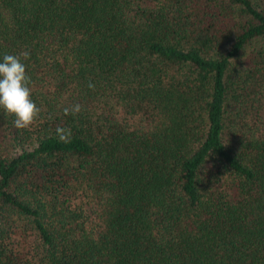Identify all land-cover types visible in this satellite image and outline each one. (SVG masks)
Instances as JSON below:
<instances>
[{"label": "trees", "instance_id": "16d2710c", "mask_svg": "<svg viewBox=\"0 0 264 264\" xmlns=\"http://www.w3.org/2000/svg\"><path fill=\"white\" fill-rule=\"evenodd\" d=\"M24 51L0 264H264V0H0Z\"/></svg>", "mask_w": 264, "mask_h": 264}, {"label": "clouds", "instance_id": "9594fccd", "mask_svg": "<svg viewBox=\"0 0 264 264\" xmlns=\"http://www.w3.org/2000/svg\"><path fill=\"white\" fill-rule=\"evenodd\" d=\"M21 56L28 60L30 53L24 51L20 55L5 54L0 62V109L15 117L13 123L16 128L27 129L38 119L41 109L31 99L32 81ZM88 87L94 90L95 85L89 83ZM81 111L82 106L74 104L71 108H64L63 114L76 115ZM56 135L60 142L69 143L72 132L70 128L57 127Z\"/></svg>", "mask_w": 264, "mask_h": 264}]
</instances>
